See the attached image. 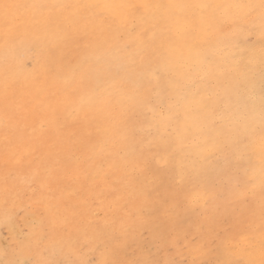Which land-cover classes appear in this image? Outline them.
Returning a JSON list of instances; mask_svg holds the SVG:
<instances>
[{
    "label": "rangeland",
    "instance_id": "rangeland-1",
    "mask_svg": "<svg viewBox=\"0 0 264 264\" xmlns=\"http://www.w3.org/2000/svg\"><path fill=\"white\" fill-rule=\"evenodd\" d=\"M9 1L0 0V5L39 2L75 6L94 0ZM191 1L101 0V5L125 7L57 9L51 23L33 16L29 9H20L6 21L0 7V73H5L0 74V264H74L80 260L97 264L106 258H150L158 264H244L249 254L264 251V182L259 183V178L249 173L264 164L251 148L253 139L264 137L259 94L255 100L248 99L236 83L240 81L239 72L234 69L230 70L236 74L217 66L210 79L203 74L192 75L188 60L193 50L177 46L185 51L175 52L171 34H164V39L162 35L151 48L145 45L151 40L148 36L163 25L156 11L169 10L156 7L159 3L166 6ZM67 12L86 17L72 25L67 40L54 43L48 37L38 44L39 36L35 35L36 47L28 42L31 49L20 50L25 44L20 39L26 37L34 20L40 32L59 22ZM165 14L167 24L179 20ZM218 22L222 26L215 27L218 31L203 26L206 30L203 44L199 42L201 47L217 46L221 37L226 39L230 24ZM249 35V41L254 42L256 35ZM128 40L139 48L130 50ZM140 47L143 49L138 52ZM124 50L129 54L124 55L125 59L120 54ZM154 53L164 67L172 63L173 71L182 68L184 73L186 68L181 83L168 88L163 83L147 85L149 79L145 77L142 103L137 102L139 98L120 101L118 95L126 100L133 96L130 80L140 78L145 68L154 63ZM93 55L98 56L95 59ZM175 55L183 63L175 65ZM131 58H136V63H131ZM80 62L83 68L92 63L88 78L80 83L78 74L76 83L66 84L69 74L58 76L57 64L68 67ZM137 63L136 74L131 67ZM23 73L28 75L27 80ZM163 78L168 81L167 74ZM222 85L232 99L233 111L220 115L218 107L226 103H220L221 94L214 90ZM93 89L102 93V99L92 94ZM190 96L195 103L197 129L179 130L182 112L174 116L178 129H173L167 124L171 119L169 107L186 108L182 100ZM239 148L244 150L239 153ZM5 191L12 194L7 205ZM198 193L200 199H196ZM41 217L45 218L42 230L34 235L33 223L38 224ZM98 230H103L117 246L114 256L101 257L92 250L89 241ZM69 239L71 248L66 244ZM239 247L245 254L243 259L237 257Z\"/></svg>",
    "mask_w": 264,
    "mask_h": 264
},
{
    "label": "bare ground",
    "instance_id": "bare-ground-1",
    "mask_svg": "<svg viewBox=\"0 0 264 264\" xmlns=\"http://www.w3.org/2000/svg\"><path fill=\"white\" fill-rule=\"evenodd\" d=\"M9 1V0H7ZM99 1V4H100V1L101 0H98ZM11 2V1H9ZM32 2V1H30ZM34 3L37 2V1H33ZM32 2V3H33ZM163 2V1H162ZM177 2V1H176ZM179 2V1H178ZM19 4V2H17ZM39 3V2H38ZM37 3V4H38ZM42 3V2H41ZM155 3H158V2H155ZM154 3V5H155ZM199 3H207V4H213V5H219V4H235V3H254V4H257L258 3V0H192L191 1V4H199ZM15 4V3H14ZM27 4V3H26ZM88 4H97V0H94L93 2L92 1H89ZM164 4V2H163ZM166 4V2H165ZM164 4V5H165ZM157 5V4H156ZM155 5V6H156ZM160 5V3H159ZM163 9V7H162ZM150 11V9H149ZM169 11V10H168ZM168 11H165V13L168 14ZM223 10H217L216 11V16L218 18V21H222L224 22L223 24H225L226 22L230 24V27H231V31L228 33V36L226 37V39L224 38V40L222 39L223 37H221V41L218 42L219 45L217 46H210L208 47L207 49L205 47H201V45L203 44V41L205 40L204 38V30L206 29H203L204 27H199V28H196L195 30H186L184 24L180 23V26H178L179 24L178 21L176 22L175 20H172V23L173 25H170L165 23V21H167L165 18H166V14L164 13V11L162 10H158L156 11V17L160 18L161 19V22H162V26H160V30L157 31V32H154L151 34V37L148 36V38H151L150 41H147L146 42V46L151 48L153 45L157 44L160 37L163 35V39H164V34H171L172 35V41L174 40L175 41V47H176V51L178 53L177 50H180V49H177V46H184V48L186 50H193L191 51L192 53V56L193 57H190V59L188 60V63L190 64V66H192V75H196V76H199L200 74L204 75L203 77L205 79H210V76L214 75V69L217 68V66H221V67H226L228 68L229 70L230 69H234L235 71L239 72V75L237 76V78L239 77V82H235L237 84H239L240 88H242L243 90L242 91H245L246 92V89L244 88V83H245V78L247 76H250L251 74L255 73V83H256V87H257V90L259 89V73L256 72V68H260L261 69V66H262V57H264V29L261 28L260 26V20H259V17L256 15L254 17H249L247 19H244V20H241V19H235V18H223L220 16V13L222 12ZM21 12V11H20ZM213 10L210 9L209 10V14H212ZM140 13V12H139ZM143 13V12H141ZM21 14V13H20ZM18 15V14H17ZM16 15V16H17ZM99 15V14H97ZM155 15V14H154ZM15 16V15H14ZM139 16V15H138ZM141 16H144V15H141ZM164 16V18H163ZM13 17V16H12ZM11 17V18H12ZM19 17V16H17ZM30 17V16H29ZM85 17V16H84ZM145 17V16H144ZM143 17V18H144ZM147 17V16H146ZM174 17L176 18L175 16H171V18ZM19 18H22V17H19ZM26 18V17H25ZM24 18V19H25ZM33 18V17H31ZM140 18V16H139ZM150 18V16H149ZM178 18V17H177ZM3 19V18H2ZM23 19V20H24ZM92 19V18H91ZM146 18H144L145 20ZM151 19V18H150ZM165 19V20H163ZM167 19H168V16H167ZM179 19V18H178ZM15 20H16V17H15ZM22 20V19H21ZM87 20V19H86ZM141 20V19H140ZM147 20V19H146ZM177 20V19H176ZM19 20H17L18 22ZM25 21V20H24ZM88 21V20H87ZM139 21V19H138ZM148 21V20H147ZM176 23H175V22ZM16 22V24H17ZM27 22V21H26ZM136 22V21H135ZM221 22V23H222ZM14 23V22H13ZM12 23V24H13ZM19 23V22H18ZM219 23V22H218ZM217 23V27L219 28L221 26H219V24ZM35 24H36V21L34 20L33 21V24L32 26L29 28V32L28 34H26V37H23L20 39V42L21 43H24V45H22V47L20 48V50H27V49H31L30 45L28 44L31 43L32 45H34L36 47V40H35V35H38L39 39L37 40V43L39 44L41 41H44V40H47L48 37L51 38V24L50 26H48L45 30L43 31H40V32H37L36 31V27H35ZM137 24V22H136ZM18 25V24H17ZM16 25V26H17ZM26 25V24H25ZM37 25V24H36ZM15 26V27H16ZM28 26V25H27ZM136 26V25H135ZM1 27V26H0ZM3 27V26H2ZM9 27V26H8ZM11 27V26H10ZM29 27V26H28ZM222 27V26H221ZM26 28V27H25ZM25 28H22V29H25ZM147 28V27H145ZM207 28V27H206ZM19 29V28H18ZM22 29H20L22 31ZM40 29V28H39ZM38 29V30H39ZM42 29V28H41ZM129 29V27H128ZM133 29V28H132ZM158 29V28H157ZM211 30L213 28H210ZM10 30V29H9ZM216 31H218L216 28H215ZM1 31V30H0ZM209 30H207L208 32ZM213 31H211V34H212ZM251 32H253L255 35H256V40L254 42H251L249 41L250 38H248V36H251L249 34H251ZM8 33V32H7ZM23 33V31H22ZM27 33V32H25ZM148 33V32H147ZM216 35H220L218 32H214ZM210 34V33H209ZM207 34V35H209ZM9 35V34H8ZM217 35V36H218ZM223 36H225V34H222ZM21 37V35H19ZM143 36V35H142ZM212 36V35H210ZM112 37L113 39L116 41V36L115 34H112ZM168 37V36H167ZM166 37V38H167ZM215 37V36H214ZM146 38V39H148ZM217 39H220V38H217ZM253 39V38H252ZM214 41H216V38L212 39ZM113 42V43H116V42ZM180 41V43L178 42ZM105 41H103L104 43ZM178 44H177V43ZM199 42H202V44L200 45ZM102 43V42H101ZM100 43V44H101ZM119 43V41L117 42ZM134 43V42H133ZM36 44V45H35ZM112 44V42H111ZM121 44V43H120ZM198 44L200 46H198ZM127 45H128V48H130V50H137L138 48H134L132 43L130 42V40L127 41ZM126 45V46H127ZM118 46V45H117ZM122 47H124V44H121ZM33 47V48H35ZM99 47H102V45ZM111 47V46H110ZM116 47V45L114 46ZM120 47V46H119ZM118 47V48H119ZM172 47V46H171ZM103 48V47H102ZM100 48V50L102 49ZM197 48V50H196ZM1 49V47H0ZM104 49V48H103ZM109 49V48H108ZM115 49V48H114ZM143 49V47H140V49L138 50V52H141ZM174 49V48H173ZM213 49V52H210V50ZM100 50L98 52H100ZM121 50V49H120ZM126 50V48H125ZM124 51H121L120 54L122 55V57L125 59V56H129V54L127 52ZM128 50V51H130ZM102 51V50H101ZM107 51V50H106ZM181 51H185L184 49L183 50H180ZM103 52V51H102ZM122 52H124V54H122ZM23 53V52H22ZM91 53V52H90ZM95 53V52H94ZM92 53V54H94ZM119 53V52H117ZM135 53V52H134ZM187 54V52H184ZM182 54V55H185V54ZM103 54V53H102ZM107 54V53H105ZM180 54V53H178ZM23 55V54H22ZM125 55V56H124ZM132 55V54H131ZM156 53H154L151 57V60L154 61V63H152V65L150 66H147L144 64L143 67L145 68V71L142 72V75H140V78L138 79H132L130 80L131 82H133V96L130 97L128 100L124 99L122 96L118 95L117 97L119 98L120 101H129L131 100L132 98H134V100H137L138 98V101L137 102H140L142 103L144 101V97L141 96V93L143 91V89L145 88L144 86L145 85V77L149 79V81L147 82V85L152 83L154 85H161L163 83V87H167L168 86H172V85H178L181 83V80H183V75H185L186 73V68H185V73L182 72V68H178L177 70L173 71V67H172V63H170L169 67H164L163 66V61L162 59L159 57V56H156ZM98 56V55H97ZM96 56V57H97ZM118 57V55H115V57ZM177 55L175 56H172L173 57V62L175 65H179V62L182 60L179 61V59L176 58ZM92 57H95L94 55ZM95 57V59H96ZM100 57V56H99ZM116 57V58H117ZM137 57V56H136ZM189 57V56H188ZM3 58V57H2ZM90 58V57H89ZM88 58V59H89ZM104 58V57H103ZM101 58V59H103ZM114 58V57H113ZM119 58V57H118ZM122 58V59H123ZM130 58V57H129ZM127 58V59H129ZM139 58V57H138ZM143 58H146V57H143ZM93 58L92 62L95 60ZM112 59V58H111ZM187 59V58H186ZM197 59H199L197 61ZM3 60V59H2ZM91 61V59H89ZM99 60V58L97 59ZM136 60V58H131L130 59V62L131 63H134ZM139 60V59H138ZM106 61V60H105ZM115 61V59H114ZM100 62V61H99ZM102 62V61H101ZM108 62H109V57H108ZM107 62V63H108ZM112 62V61H111ZM111 62L109 64L108 67H112L111 66ZM123 62V61H122ZM180 62V63H181ZM199 65H195L193 63H199ZM18 63V62H17ZM16 63V64H17ZM86 62H84L85 64ZM104 63V62H103ZM136 63V62H135ZM145 63L148 64V60L146 59L145 60ZM178 63V64H177ZM183 63V62H182ZM4 64V63H3ZM92 64V63H91ZM90 63L88 65H85L86 67L83 68V74L85 76V79L88 78V73L90 72L91 70V65ZM96 66H95V69L97 71V62H95ZM113 64V63H112ZM122 64V63H121ZM125 66L126 63H123ZM128 64H130L128 62ZM128 64H126L128 66ZM187 64V62H186ZM15 65V64H14ZM13 65V66H14ZM24 65V64H23ZM22 65V66H23ZM108 64H106V67H107ZM117 65V64H116ZM120 65V64H119ZM141 65V64H140ZM166 65V64H165ZM185 65V64H184ZM102 66V65H101ZM104 66V65H103ZM122 65H120L121 67ZM127 66H125V68H127ZM137 66H138V63L137 65L131 67L134 69V67H136L137 69ZM183 66V64H182ZM107 67V68H108ZM119 67V68H120ZM129 67V66H128ZM172 67V68H171ZM177 67V66H176ZM131 68H130V71H131ZM141 68V67H140ZM1 69V67H0ZM9 69V68H8ZM116 69V67H115ZM139 69V68H138ZM227 69V70H228ZM6 70V69H5ZM3 70V71H5ZM103 70V69H102ZM108 70V69H106ZM105 70V71H106ZM113 70V69H112ZM112 70H109V71H112ZM121 72L123 73L122 71V68L120 69ZM191 70V69H190ZM223 70V69H222ZM221 70V71H222ZM226 70V69H225ZM224 70V71H225ZM226 70V72H227ZM258 70V69H257ZM9 71V70H8ZM6 71V73L8 72ZM87 72V74H85L84 72ZM92 71V70H91ZM94 71V69H93ZM101 71V70H100ZM119 71V69L117 70ZM129 71V69H128ZM134 71H137L134 69ZM234 72L233 70H230V73ZM32 72V71H31ZM127 72V71H126ZM125 72V73H126ZM190 72V71H188ZM260 72V70H259ZM12 73H15V72H12ZM11 73V74H12ZM33 73V72H32ZM91 73V72H90ZM106 73V72H105ZM111 73V72H110ZM117 73V72H115ZM128 73V72H127ZM133 73V72H132ZM139 73L138 71L136 72V74ZM0 74H5V73H0ZM20 74V73H19ZM27 74V73H26ZM124 74V73H123ZM134 73V75H136ZM164 74H167L168 75V81L167 82H164ZM222 74V73H221ZM233 74V73H232ZM234 74H236L234 72ZM9 75V74H8ZM15 75V74H14ZM22 75H25L24 73ZM102 75V74H101ZM130 75V74H129ZM133 75V74H132ZM58 76H60L58 74ZM58 76H55L58 77ZM224 76V75H223ZM11 80H13V78H11V76H9ZM28 77V75H25L23 79H26ZM62 77V76H61ZM60 77V78H61ZM125 77V76H123ZM133 77V76H132ZM32 78V77H31ZM34 78V77H33ZM59 78V79H60ZM229 78V77H228ZM2 79V78H1ZM58 79V78H56ZM166 79V80H167ZM212 79V78H211ZM16 80V79H15ZM14 80V81H15ZM27 80V79H26ZM32 80V79H30ZM34 80V79H33ZM164 80V81H163ZM223 80V79H222ZM162 81V82H161ZM224 81H226V79H224ZM231 81V80H229ZM32 82V81H31ZM57 82L59 83V80H57ZM171 82V83H170ZM2 83V82H1ZM28 83V82H26ZM62 83V82H61ZM226 83V82H224ZM236 83H234L236 85ZM10 84V83H9ZM29 84V83H28ZM27 84V85H28ZM233 84V82H232ZM231 84V85H232ZM31 85V83H30ZM60 85V84H59ZM231 85H228V86H231ZM5 86V85H3ZM9 86V85H8ZM220 86V85H219ZM219 86L214 90L216 93H220L221 94V98H220V103H226L224 105V107H218V110L221 111L220 115L222 114H225L226 112H228V110H231V112L233 111V104H232V99L228 98V93H227V90L226 88L222 85L221 88H219ZM2 87V86H1ZM124 88V87H122ZM126 89L128 88V86L125 87ZM157 88V87H156ZM229 88V87H228ZM6 90V89H5ZM160 92H164L165 90L159 88L158 89ZM167 90V89H166ZM17 90H15L16 92ZM2 92V91H1ZM145 93H147V90H144ZM3 93V92H2ZM88 93V92H87ZM99 93V92H98ZM258 93V91H257ZM6 94V93H5ZM218 95V94H217ZM216 95V96H217ZM215 96V97H216ZM82 97V96H81ZM89 98V97H88ZM82 99V98H81ZM86 99V98H85ZM87 100V99H86ZM259 101V100H258ZM235 103V102H233ZM182 104L183 105H186V108H177V107H169L170 110H171V114H170V117L171 119L169 120V122H167V124H169V126H171L173 129H178L181 130V131H187V130H192V131H195L197 129V126H196V119H195V113H194V101L192 100V97L190 96V98H185V100H182ZM182 105V106H183ZM123 106V105H121ZM237 107V106H236ZM235 107V108H236ZM182 112V117H181V121L180 123L178 124V128H177V124L174 125L175 122L174 121V116L176 117L177 114H180ZM166 120L164 119L163 122H165ZM172 137V136H171ZM174 137V136H173ZM264 138V137H263ZM261 138V139H256V140H252L251 143L253 144L251 146V148H253L258 156L260 157V160H262L264 162V139ZM244 148H239L237 149V152H241L243 151ZM246 151V150H245ZM248 151H253V150H248ZM247 151V152H248ZM254 153V152H253ZM256 154V153H255ZM258 161V160H257ZM259 162V161H258ZM263 164V163H262ZM260 168V169H259ZM259 168H256V169H250L249 170V173L253 176H257L259 178V183H263L264 182V164H263V167L259 166ZM248 173V171H247ZM245 174V173H244ZM249 174V175H250ZM243 179V177H242ZM255 181V180H254ZM254 183V182H253ZM257 184V183H255ZM235 185V184H234ZM254 185V184H253ZM237 186V185H236ZM262 187L264 188V185L262 184ZM236 188V187H235ZM243 188V187H242ZM249 188V186H248ZM259 188V186H258ZM236 192V191H235ZM239 192V191H238ZM259 193V192H258ZM244 196V192L242 193ZM236 195V194H235ZM240 196V195H238ZM240 196V197H242ZM245 197V196H244ZM196 199H200V193L197 194V198ZM264 223V222H263ZM254 243V242H253ZM236 253H237V257L239 259H243L245 257V254L242 250L241 247H239L237 250H236ZM244 264H264V251L263 250H258L256 255L254 254H249L247 256V261L244 263Z\"/></svg>",
    "mask_w": 264,
    "mask_h": 264
},
{
    "label": "snow or ice",
    "instance_id": "snow-or-ice-1",
    "mask_svg": "<svg viewBox=\"0 0 264 264\" xmlns=\"http://www.w3.org/2000/svg\"><path fill=\"white\" fill-rule=\"evenodd\" d=\"M4 10V16L7 19L10 16H13L15 12H18L20 9H29L32 10L33 16L39 15L47 23L52 22V17L55 10H67L73 7L84 9V10H95V9H107L113 7H125L117 5H108V4H83V5H63V4H30V5H21V4H8L5 3L0 5ZM147 7V6H144ZM156 7H166L169 9V16H175L179 18L178 22H182L186 30H195L196 28L203 27L207 25L209 28H215L218 22L216 16L217 10H223L220 13V16L227 18L235 19H247L249 17H254L258 14L260 20V26L264 29V0H260L259 4L254 3H235V4H173L166 6H156ZM212 9V14H209V10ZM83 16H76L72 12H67L62 15V19L59 22L51 24V39L54 43H58L61 40H67L71 33V27L81 19H85ZM56 61H54V64ZM83 62H80L74 66L65 67L63 65L57 64L56 72L57 74H62L67 72L65 83L71 85L77 82V75L80 74V83L84 82L85 76L82 72ZM8 85L6 84V88ZM244 88L246 89L247 98L250 100H255L257 96V91L259 94V101L261 106V114L264 117V57H262V66L259 72V89L257 90L255 83V73L247 76L245 78ZM92 94L97 99H102V93H98L93 89ZM5 204L7 205L12 197V194L8 191H5ZM6 211L8 209L6 208ZM261 215L264 217V201L261 203ZM45 218L41 217L40 222L33 223V234H37L42 230V225ZM68 247H73L72 241L69 239L66 241ZM89 244L92 245V250L94 252H99L101 257L114 256L118 252L117 246H115L112 241L104 234L103 230H98L94 238L89 241ZM8 264H20L19 261H9ZM39 264H54L51 261H41ZM74 264H93L91 260H80L74 262ZM97 264H158L157 261L150 258H143L133 261H126L114 258L101 259ZM168 264H174L173 261H169ZM221 264V262H217ZM222 264H229L228 261L222 262Z\"/></svg>",
    "mask_w": 264,
    "mask_h": 264
}]
</instances>
